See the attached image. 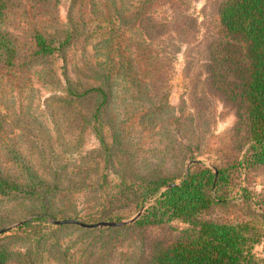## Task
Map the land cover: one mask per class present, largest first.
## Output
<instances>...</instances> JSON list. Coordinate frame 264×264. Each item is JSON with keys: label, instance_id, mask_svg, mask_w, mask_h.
Wrapping results in <instances>:
<instances>
[{"label": "rangeland", "instance_id": "374dc122", "mask_svg": "<svg viewBox=\"0 0 264 264\" xmlns=\"http://www.w3.org/2000/svg\"><path fill=\"white\" fill-rule=\"evenodd\" d=\"M220 1L118 0L111 14L123 18H117L112 33L116 35L112 45L119 48L114 52L102 42V29L87 36L93 25L83 28L86 17L104 10L100 2L77 6L71 21L67 18L70 0L6 2L1 31L11 37L16 56L8 68L0 58V175L20 177L11 160L14 151L49 185L43 189L50 190L46 197L0 195V230L5 229L0 232L1 243L24 251L33 237L42 236L48 243L68 247L71 261H83L80 247L92 244L96 237L75 223L58 228L54 220L92 224L126 220L140 209L141 214L153 197L137 206V192L125 189L120 194L109 185L122 177L130 181L156 175L178 182L194 161L226 169V179L218 185L224 201L211 204L198 217L250 221L264 233V164L243 162L247 144L240 139L243 132L234 129L235 107L210 85L206 68L208 44L223 37L217 18ZM85 9L93 14L81 17ZM100 20L96 23H105ZM147 24L148 33L143 27ZM74 27L77 32L64 51L59 48L45 58L32 55L35 29L53 37L57 45V39L58 43L64 40ZM118 53L125 55L130 77L122 73L109 81L112 95L101 121L90 117L91 100L68 104L58 98L66 95L64 68L72 80L89 83L88 66L110 63L109 56L117 59ZM114 132L119 134L117 142L112 139ZM99 134L110 151L101 146ZM113 193L120 198L111 201ZM41 209L44 218L33 219ZM23 221L31 224L18 228ZM186 227L173 219L133 226L112 236L104 232L100 239L108 245L101 250L102 264H133L148 252L153 240L168 244ZM253 251L264 258V238Z\"/></svg>", "mask_w": 264, "mask_h": 264}, {"label": "trees", "instance_id": "16d2710c", "mask_svg": "<svg viewBox=\"0 0 264 264\" xmlns=\"http://www.w3.org/2000/svg\"><path fill=\"white\" fill-rule=\"evenodd\" d=\"M7 1L0 0V20ZM96 2H100L105 8L97 16L89 18L86 16L93 14V10L91 12L82 10L81 17H86L83 28L86 29L85 24L93 25L90 33L85 30L87 36L102 29V42L113 47L112 38L116 35L112 33L117 30L115 22L117 18L119 20L123 18L119 13L111 14L118 7V0H70L67 18L73 20V11L77 6L84 5L86 8L95 6ZM98 18L105 23H96L99 21ZM217 18L223 37L208 44L210 53L206 68L209 83L235 107L234 129L243 132L240 139H244L247 144L243 162L246 166L264 164V0H221L217 6ZM143 27L148 33L149 25ZM77 29L74 27L67 31L64 40L58 43L57 39V45L53 44L55 41L53 37H49L40 29H35L32 34L34 47L32 55L45 58L58 52L59 48L64 51ZM121 31H124L122 27ZM116 50L119 48L113 47V52ZM118 54L117 59L109 56L110 63L98 61L90 64L89 83L88 81L82 83L78 78L72 80L64 68L62 77L66 95L58 98L66 99L68 104L91 100L93 105L90 117L97 122L101 121L102 113L112 95V85L109 81L122 73L130 77L127 73L129 64H126L125 55ZM15 56L16 49L11 37L1 31L0 25V58L6 63L7 68L14 64ZM94 126L98 132L99 127ZM112 139L117 142L119 134L114 132ZM99 141L106 151H110V146L101 134ZM10 154L12 162L20 171V177L0 175V195L9 196L18 192L29 197L33 195L46 197L45 193L50 187L43 189V185H49L20 155L14 151ZM107 154L109 156L112 153ZM191 159L189 157L188 161ZM239 163L240 161H237L229 166ZM225 172L226 169L218 165L208 167L194 161L178 182L170 180L166 175L141 176L130 181L124 177L119 178L118 183L117 180L113 181L109 187H117L120 194H124L125 189L137 192V206L150 197H153V203L128 224L83 228L85 233L96 237L92 244L80 247V255L85 256L83 261L81 259L71 261L68 247L48 243L42 236H37L32 238L31 245L24 251L9 249L0 242V264H8L10 261H15V264H102L101 250L108 245V241L100 239L102 233L108 232L112 236L133 226L157 225L173 219L181 220L188 227L180 230L179 236L168 244L153 240L148 252L142 254L133 264H262L264 258H259L253 251L255 244L264 238V233L257 226L250 221L232 223L198 217L211 204L224 201L225 197L218 194V185L226 179ZM163 187L166 188L162 190ZM119 198L113 193L110 200ZM44 206V203H41V208ZM45 214V209H41L33 219L44 218ZM31 221L21 222L18 228L30 225ZM55 225L59 228L66 224ZM93 253H95L93 261H88Z\"/></svg>", "mask_w": 264, "mask_h": 264}, {"label": "water", "instance_id": "95a60500", "mask_svg": "<svg viewBox=\"0 0 264 264\" xmlns=\"http://www.w3.org/2000/svg\"><path fill=\"white\" fill-rule=\"evenodd\" d=\"M141 210L142 209H140L137 213H135V215H133L129 219L121 220V221H99L97 223L88 224V223H82L80 221H76L73 219H66V220H54V223L55 224L75 223V224H78L84 228L95 227V226H121V225L128 224V223L132 222L136 217H138L140 215ZM3 230H5V229L0 230V232Z\"/></svg>", "mask_w": 264, "mask_h": 264}]
</instances>
